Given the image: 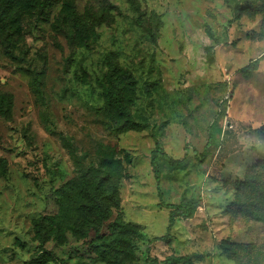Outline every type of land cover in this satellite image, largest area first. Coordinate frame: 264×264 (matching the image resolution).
Here are the masks:
<instances>
[{
  "label": "rangeland",
  "instance_id": "1",
  "mask_svg": "<svg viewBox=\"0 0 264 264\" xmlns=\"http://www.w3.org/2000/svg\"><path fill=\"white\" fill-rule=\"evenodd\" d=\"M110 92L122 93L136 128L124 129ZM1 96L10 102L0 113V264L40 257V224H65L70 183L105 174L124 221L165 236L156 142L164 204L200 206L149 258L235 264L229 241L252 244L250 264H264V224L231 206L235 182L264 160L254 132L264 125V0H17L10 9L0 0ZM61 237L45 244L43 264H107L71 230ZM137 245L133 264H153L145 238Z\"/></svg>",
  "mask_w": 264,
  "mask_h": 264
},
{
  "label": "trees",
  "instance_id": "2",
  "mask_svg": "<svg viewBox=\"0 0 264 264\" xmlns=\"http://www.w3.org/2000/svg\"><path fill=\"white\" fill-rule=\"evenodd\" d=\"M17 0H5V8H11V5ZM19 1V0H18ZM133 2V0H129ZM47 3L42 1L38 4L41 11L44 10ZM75 25L79 27L78 13L73 9ZM259 60H255L242 69L245 76H250L252 72L258 69ZM36 90L41 91L37 82L34 84ZM112 105L115 114L123 118V127L125 130L136 128L135 121L126 106L125 98L121 92L114 94L110 92ZM10 102L5 96L0 97V113L4 115L6 104ZM256 134L264 137V125L254 131ZM165 152L159 142L155 143V149L151 153V166L153 169L158 194L160 197L159 207L165 206L170 210L167 234L165 236L149 238L147 235L126 223L119 211L120 197L119 187L109 174H105L91 179H84L78 185L71 186L73 195L72 203L65 212L67 221L65 224H57L51 219H44L40 224L45 235L42 240V255L34 257L26 264H43L47 260L45 244L49 242L53 233L62 232L61 238H66V232L72 231L74 237L88 245V249L94 255L95 260L107 264H128L135 263L140 259L138 256V239L146 240L144 250L145 261H156L149 258L150 246L154 242H170V232L178 218H190L194 215L195 209L200 206L199 201L190 200L187 204H167L163 202L161 192V158ZM237 191V198L232 203V207L250 221H256L264 224V160L254 165L250 172L246 174L243 180H238L234 184ZM60 238V239H61ZM229 258L235 264H250L253 260L256 249L252 244L226 242L224 247ZM186 257L170 258L166 262L175 264L184 262ZM257 264L258 260H257Z\"/></svg>",
  "mask_w": 264,
  "mask_h": 264
}]
</instances>
